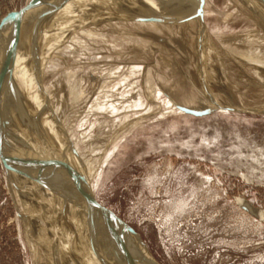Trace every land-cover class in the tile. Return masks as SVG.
<instances>
[{
    "label": "rangeland",
    "instance_id": "obj_1",
    "mask_svg": "<svg viewBox=\"0 0 264 264\" xmlns=\"http://www.w3.org/2000/svg\"><path fill=\"white\" fill-rule=\"evenodd\" d=\"M29 1L0 0V25L10 11H20ZM52 1L44 2L47 10L59 6ZM159 1L166 12L175 11L177 18H169L168 26L141 23L142 17L153 18L154 14L139 12L137 9L142 5L139 0H133L128 7L124 0L121 12L129 8L130 12L122 16L118 11L114 15L96 17V12L92 11L96 18L91 16L87 25L91 34L78 27L77 38L71 40L72 28L77 25L62 24L57 34L62 44L54 47L51 43L43 60L41 48L34 52L37 56L32 52L40 30H36L35 39L28 36L31 39L28 50L20 51V55L31 51L30 62L23 59L19 63L23 56H14L6 79L10 82H5L4 87L9 86L5 101L3 99L1 121L6 120L2 126L7 131L3 130L2 140L5 137L4 143L11 141L6 146L9 144L11 150L15 146L18 150L14 152L20 154L19 150L26 152L34 146L35 151L30 149L29 153L37 151L40 155L38 144L42 148L46 144L44 148L48 152L41 150L44 155H50L48 139L39 136V123L34 120L39 112L34 93L43 86L45 89L53 87L56 95L68 94L58 120L62 131V125L72 115L71 89L81 83L89 94L90 103H84L82 110L76 108L64 153L69 155V151H73V156L92 161L96 170L91 182L94 197L138 231L159 263L264 264V113L254 111L264 108V72L256 76L235 65L238 60L241 65L249 64L248 69L253 71L263 59L260 56L253 61L254 51L264 42V23L259 24L264 18L247 8V2L257 0ZM198 5H202L203 20L197 15ZM132 8L138 12H131ZM42 10L45 12V8ZM15 17L19 18V14ZM31 26H23L20 33L24 35ZM29 30L33 32V28ZM15 31L12 29L0 44ZM236 34L246 38L236 40L239 45L236 50L225 52L228 41L223 39ZM64 35H67L65 39ZM26 37L22 43L29 42ZM210 37L216 42L209 40ZM215 45L219 50L218 59H213L207 75H203L199 70V55L207 57ZM248 51L254 55L246 56ZM7 52L0 47L2 67ZM36 59L40 60L39 64ZM34 62L39 66L35 67ZM42 62L47 66L45 72ZM24 68L29 69L24 73L27 78L22 74ZM71 70L76 71L75 75L69 73ZM176 104L218 109L208 115L195 116L176 108ZM221 105L248 111L226 110L220 108ZM56 107L54 104L53 108ZM55 109L52 110L55 112ZM23 110H29V117ZM10 127L15 132L10 131ZM126 128L130 129L126 131ZM21 134L26 139L21 138ZM36 136L39 137L37 142ZM20 138L30 141L31 146L26 144L28 141L22 143ZM15 140L21 142L14 144ZM94 141L99 145L97 150L89 148ZM17 144H26L27 149ZM37 154H31L34 159L26 158V164L39 166ZM57 163L55 159L48 165L61 166ZM12 170L22 171L20 168ZM12 177L0 156V264H50L41 238L34 236L39 252H35L30 243V227L33 233L35 230L30 209L32 180L27 177L25 195L20 181ZM77 181H72L76 188H83ZM60 189L68 193L70 199L74 198L69 189ZM18 194L21 199L26 196V212L20 210ZM78 223L75 226L81 231H87L83 226L90 228L89 224ZM129 239L135 241L133 237ZM109 241L114 245L118 243ZM65 255V262L77 260L76 264H83L75 256Z\"/></svg>",
    "mask_w": 264,
    "mask_h": 264
},
{
    "label": "bare ground",
    "instance_id": "obj_2",
    "mask_svg": "<svg viewBox=\"0 0 264 264\" xmlns=\"http://www.w3.org/2000/svg\"><path fill=\"white\" fill-rule=\"evenodd\" d=\"M54 1H56L57 4H59L58 7L54 6L51 8V10H47L48 5H46V4H48L49 2H46V4L43 3V4H45L44 6H43V4H40L38 7L34 8L33 11L30 13V15H28V17H26L27 15L23 16V18H22V16L20 17L22 19L21 28L23 29V26L30 24V26L31 25L32 26L30 28H28V30L33 28V32L30 30L29 31L27 30L26 33H24L25 36L27 35V37H26L27 41H29L27 43H22L25 36L22 35V32L21 33L19 32L20 35L17 37L15 45L12 46L14 53H13L12 60L10 63V65H11L10 70L8 71L6 79H7L8 75L11 73L12 62H13L14 56H16L18 54L20 55V51L25 50V52H26V49H27L26 47L30 43V40L32 39V37L33 38L36 37V30L38 32L40 30V36L37 37L36 40L38 41V43L35 45L32 52L36 53V51H40V48H41V52H40L41 56L40 57H41V60H43V58H44L43 54L45 52L49 51V49H50L49 46L51 45V43H53L51 46H54V47H56V46L59 47L62 44L63 40L60 39L59 35L57 36V34L59 33L58 30L62 27V24L64 25V24L68 23V25H69L68 27H70L71 25H77V27L74 26L72 28V30H74V31H72L73 35H72L71 40H75V38H77L76 34L78 32V29H77L78 27L84 33H88V34L90 33L89 29H87V25L90 23L89 20H90L91 16L93 17V15L91 14L92 11L96 12V13H94V15H96V17L99 16L100 14H102V15L105 14V15H109V16L114 15L118 11L120 12V15L122 16L123 14H126V12L129 11V9H130L129 8L126 12H121V11H124L122 9V7L124 6V3H123L124 0H54ZM54 1H52V3H54ZM121 1L123 4L121 3ZM125 1H127V3H128L126 5L127 7H128V5L133 3V0H125ZM139 1H140L139 3L142 4L141 6L139 5L140 6L139 9H137V10H139V12H141L143 15L147 14V13L154 14V17L152 16L153 18H151V16L150 17H144V18L142 17V19L139 20L141 23H146V25L151 24L154 26L155 25L157 26L159 24H166L164 26H168V19L169 18H177L174 14L175 11L167 10V12L170 14V16H169L167 14V12L165 11L162 3L159 0H139ZM240 1L242 2V0H240ZM134 2H136V1H134ZM245 2H246V0H245ZM251 2L252 1L247 2L250 8L247 6L246 7L248 9H250L251 11L258 12L263 19L264 18V3H263L264 0H262L263 4L259 0L252 2V3ZM198 6H200L199 9H202L201 8L202 5H198ZM42 7H43V9L45 8L46 13L42 10ZM134 8H132L133 10L131 9V12H133V13L138 12V11H134ZM33 15H36V16L32 17ZM138 15H136V16H138ZM133 18H136V17H133ZM158 18H161L160 19L161 21L165 20V22L163 21L164 23H161L160 20H158ZM129 19H130V17H129ZM203 19H204V16H203L202 20ZM18 21H19V18H17V17L10 19L8 24L6 26H4V28L1 31L0 41L4 36H7V34H9V32L12 29L17 28L16 25H17ZM79 22H81V23H79ZM262 22L264 23V19H263V21L260 20L259 24ZM261 25H263V24H261ZM64 27L65 26H63V29H64ZM157 27H160V25ZM263 31H264V29H263ZM14 36H15V32H14ZM28 36H31L30 40H29ZM231 36L232 37L228 36V38L225 37V39H223L224 41H226V40L228 41L227 45H226L227 48L225 47L226 48L225 52H228V50H236L235 48H237L239 46L236 44V40H242V39L246 38L245 36H238L237 34H236V36H233V35H231ZM65 37H67V35H64V39H65ZM5 40H4L5 41L4 43L0 44V47H1V50L8 51L10 48V45H9L10 37L8 39H5ZM209 40L215 41V39H213L212 37H210ZM216 46L217 45H215L213 48H211V50H210L211 53L208 54L207 57L199 55V58L201 59V62L199 64L200 65L199 70H200V73H202L201 71L204 72L203 75H207V71L209 70L207 68H209V66H211V62H213V59H216V58L218 59L217 54H218L219 50L215 49ZM38 48H39V50H38ZM16 49H17V51H16ZM32 52L30 51V53H32ZM249 52H251V51H248L246 53V56ZM22 54L20 56H23V57L25 56V58H23V57L19 58L20 59L19 63H22L23 59H26L25 61H29L28 59H31L30 56L32 54L31 55H29V54L25 55L26 53L24 54V52H22ZM254 54H248V55H254L253 61H256L260 56L263 57V59L260 62L261 64L259 66H257L255 69H253V71L248 69L249 64L244 65V63H243L242 64L243 66H242L241 64L236 62L238 60L235 61V65L237 68H241V70L247 69V71L249 73L250 72L255 73L256 76H259V75H261L262 72H264V42L259 47V49L254 51ZM32 57H35V56H32ZM40 57H38V58L40 59ZM0 58H1V56H0ZM2 59H0V60H2ZM39 59H36L37 63H38V61L40 62ZM5 60L6 59L4 58V63H5ZM32 60H33V58H32ZM26 64H27V62H26ZM31 64L32 63H30V65ZM38 64H36V62H34L33 65L39 66ZM52 66H55V65H52ZM30 67H29V69H30ZM46 68H47V66H45V64H43V62H42V71L45 72L44 70H46ZM2 69H3L2 64H0V72L2 71ZM29 69L24 68V71L22 72V74L24 75V73L27 72V70H29ZM38 69H40V68L38 67ZM79 69H81V68H79ZM115 69H116V67H115ZM107 70H108V68H107ZM75 72L71 70V72H69V73H71L72 75H75L74 74ZM109 72H110V70H109ZM34 74H37V73H34ZM23 75H21V76H23ZM39 75H40V73H39ZM12 76L14 77L16 75L12 74ZM12 76H11V79H13ZM25 76H26V74L23 77H25ZM25 78H27V77H25ZM36 78H34V79L36 80ZM6 79L4 81L2 91H1V95H0V143L2 145L3 150L5 151L4 155L6 157H8L13 163H15L23 171V172L22 171H18V172L15 171L14 172L11 169V175L13 176L12 177L13 180H15L16 182L18 180L20 181L19 184L21 187L23 186V190H24L25 195H26L25 187L27 184V182H26L27 177L30 180H32L31 181L32 185H31L30 209H31V221L32 220L35 221V224H34L35 230L33 233L31 230L32 226L30 224L31 227H30V231H29V237H30L31 246L35 249V252L40 251L39 250L40 248L37 245V240H36L37 238H34V236L36 235V236H39L41 238V242L43 244V249L46 252V254L48 255V257L50 258V260H48V261H50V264H70V263L76 264V263H78L77 260L74 263L72 261H69L68 263L63 261L64 257H66L65 254H67V253L71 254L72 256H75L78 259V261L80 260L83 264H134L130 254H134V256H135L136 260H138L139 264H154L152 254L150 253L149 249L146 248L147 245L144 246L136 235H134L131 232H125L123 229V225H121L117 220H115V219L111 220L100 209H98L95 206H92L91 204H87L84 202V196L88 195V192L90 193V195L94 196L92 189H91L92 188L91 182H92V177L95 175L94 173L96 172V170H94L93 166L91 165L92 161L91 162H89V161L85 162L83 160V157H81L79 155L73 156V154H72L73 151H69V155L64 153V150H65L64 144H66V141L69 140L70 131L72 128L71 126L75 121L76 108L80 107V109H81V107L84 103L89 102V101H87L89 94L84 89L85 87L83 88V84L76 83V84H74V86L71 89L70 101H71V104L73 105V107H71L72 108V115H69L70 118L68 117L69 118L68 122L66 121L67 124H65L66 122L62 119L65 122L64 125H62L63 126L62 131L59 130L60 125L58 123L59 122L58 120H60L59 119V117H61L60 114L63 111V108L66 106L65 103L67 102V95L68 94L67 95L66 94L56 95L55 89L53 87H47V89H45L46 87L44 88L43 86L39 87V90L37 89L39 92L37 91L36 93H34L36 95L35 99L37 101V106H38V111H39L38 115L37 116L35 115L36 117L34 120L38 121L37 124L39 123V125L37 126V127H39L38 130L40 131V132H38L39 136L42 137L44 135L47 137L48 140L46 143H47L48 148H49L48 150L51 152V153L49 152L50 155H44L43 154L42 150H44L45 152L47 151L46 150L47 149L46 144L44 145V146H46L45 147L46 149L44 148V146L42 148V145L38 144V146L40 147V151H41L40 155H38L36 153L37 151L34 153L31 151L32 152L31 154H35V155L37 154V156H38L37 158L40 159L39 160V166H36L39 168H36L34 166L36 164L35 162H34L35 164H33V163L32 164H29V163L26 164L27 162H25V161H27L26 158H28V157L31 158V156L33 157V155H31L28 151L32 148L26 150V152L24 150H23V152H22V150H19V151H21V154L16 153L17 151L14 152L15 146H14V149H12L13 151L11 150V148H8L9 144H7V146H6V143H8V142L10 143L11 141L4 143L5 137L3 138L4 140H2V137L5 134V133L3 134V130H4V132L7 131V128L5 130V129H3V126H2V123L5 122L6 120L3 122L1 121L2 120L1 118L4 115L3 114V112H4L3 99L5 101L6 87L9 86V85H6V87H4L5 82H7ZM17 81H19V80H17ZM243 81H244V79H243ZM245 81H247V79H245ZM9 82L10 81H8L7 83L9 84ZM22 82H23V79H22ZM37 83H38V81H37ZM25 84H27V83H25ZM233 86H235V85H233ZM8 88H10V87H8ZM24 90H26V89H24ZM31 90L33 91V89H31ZM214 100H212V101L214 102ZM30 101H32V100H30ZM212 101L210 103H212ZM54 104H56V106H57L56 109L53 108ZM68 104H69V102H68ZM212 104H217V102L212 103ZM27 105L28 104H26V106ZM179 106H181V104L175 105L176 108H178ZM227 106H231V105H227ZM90 107H92V106H90ZM215 107L216 106H214V107L209 106L206 108H212L215 111L218 109ZM231 107H234V106H231ZM52 109H55V112ZM238 109H241V108H238ZM49 110H50V112H49ZM242 110H246V109L242 108ZM249 110H254V109H249ZM254 111L258 112V113L259 112L264 113V108L263 109H255ZM12 112H14V110ZM25 112H26V114H28L29 110H25L24 113ZM70 112H71V110H70ZM65 113H67V112H65ZM62 114H63V112H62ZM29 115L30 114H28V117H29ZM6 116H7V114L5 115V117ZM64 117L67 118V116H65V115H64ZM9 118H11V117L9 116ZM9 118H7V119L9 120ZM66 118H64V119L66 120ZM23 124H25V122ZM37 124H35V126ZM11 125L13 126V124H11ZM7 127H8V124H7ZM13 127H15V125ZM12 129L15 132L14 128H11L10 131ZM129 129L130 128H126V131H128ZM34 132H35V130H34ZM34 132H33V134H34ZM73 132H75V131H73ZM22 134H21V138L23 137ZM13 137H14V135H13ZM84 137H86V136H84ZM21 138L18 140H22ZM37 138L39 139V137H37V136L35 137L36 142H37ZM13 139L14 138H12V140ZM24 139H26V138H24ZM27 139H28V137H27ZM28 140H22V143H24V141L27 142ZM84 140H86V139H84ZM15 141H14V144L21 142V141H19V142H17V141L15 142ZM70 141H69V143L71 145ZM29 142L30 141H28V143H26V144L30 145L31 142L30 143ZM96 143L94 141V143H92V144L90 143L91 145L88 144V145H90L89 148L93 149V150H95L96 148L98 149L99 145H97ZM101 143H102V141H100V144ZM26 144L25 145L23 144V146L25 148L27 147ZM17 145H21V144H17ZM21 146H19V147H21ZM23 146H22V148H24ZM30 146H28V147H30ZM38 146H36V147L39 150ZM77 148H79V147H77ZM77 148H76V150H77ZM33 149H34V146H33ZM87 149H86V152L88 151ZM15 150H18V148ZM33 151H35V150H33ZM65 152H66V150H65ZM35 158H36V156H35ZM31 159H34V158H31ZM55 159H56V163L58 162L61 165V166H57L56 167L57 169L52 168L53 166H51V165H48L49 162H51V160H55ZM28 162H30V161H28ZM44 163H46L47 165H45ZM52 165L55 166L56 164H52ZM42 168L45 170L44 172H42V170H40V171L38 170V169H42ZM31 175H34V177H32ZM37 179L43 180L44 182L49 184L51 187H49V186L46 187V186L40 184V181H38ZM72 181H77L78 183L81 182V185L84 189L76 188V186H75L76 183H73ZM81 185H78V186H81ZM59 186H60V188L65 187V189H67V191L69 189V192H71L73 194L71 197H74V198L70 199L68 197V193H65L64 191H60L61 189L59 188ZM17 197H18V200L20 201L18 203L20 206V210L23 209L26 212V196L24 199H21L19 194H18ZM54 216H55V219H52V221H51V218H53ZM53 220H55V223H53L54 222ZM77 221L83 222L82 224H84V223L89 224L91 229L83 226L84 229L87 230L86 232L89 233L88 235H85L86 232L79 230V228H77L75 226L76 224H79ZM78 231L82 232V233H79ZM130 237H133L135 239V241L132 242L129 239ZM109 239H112V240H115L116 242H118V243H116L117 245H114L113 243H111L109 241ZM79 243H82L83 245L80 246V245H78ZM124 243H125V245L128 246V248L130 250V254L126 250V247H124ZM36 260H37V258H36ZM37 262H38V260H37ZM40 264H41V262H40Z\"/></svg>",
    "mask_w": 264,
    "mask_h": 264
},
{
    "label": "water",
    "instance_id": "obj_3",
    "mask_svg": "<svg viewBox=\"0 0 264 264\" xmlns=\"http://www.w3.org/2000/svg\"><path fill=\"white\" fill-rule=\"evenodd\" d=\"M48 1H50V0H48ZM44 2H46V0H30L29 3L25 7H23V9L22 8L20 9V11L19 10L10 11L5 16V18H3L2 22H1L0 35H1L2 29L4 28V26H6L8 24L10 19L14 18L16 16V14L17 15L19 14V21H18V23L16 25L17 28H15V30H16L15 31V36L13 35V36L10 37V40H9L10 48L8 50L7 57H6L3 69L0 72V95H1V91H2V87H3L4 81L6 79V76L8 74V71L10 70V66H11L10 63H11L12 56H13V53H14V51L12 49V46L15 45L17 37L19 36L20 28L22 26V19L20 17L22 16V18H23V16H25V15H27L26 17H28V15H30V13L33 11L34 8L38 7L40 4H43ZM197 15L200 18H203L202 9L198 10ZM221 107L223 109H226V110L248 111V110H242V109H238V108L227 106V105H221ZM178 108L181 111L185 112V113H188V114H191V115H195V116L208 115V114H210L211 112L214 111V109H212V108L197 109V108H192V107H188V106H185V105H181ZM4 153H5V151L3 150L2 145L0 143V156L2 158V161H3L4 165H5V167L7 169H9V170H11V169L19 170V167L15 163H13L8 157H6L4 155ZM31 176L34 177V175H31ZM37 180L40 181V184H42V185H44L46 187H48V186L51 187L49 184H47L43 180H41V179H37ZM77 188H80V187H77ZM82 189H84V188H82ZM84 202L87 203V204H91L92 206L97 207L102 212H104V214H106L111 220H114V219L117 220L121 225H123V229H124L125 232L133 233L134 235H136L139 238V240L142 242V244L144 246L146 245V243L143 240V238L141 237V235L138 233V231L133 226H131L129 223H127L122 217H120L111 208H109L106 205H104L103 203H101L98 199H96V197L90 195L89 192H88V195L84 196ZM124 247H126V250L130 254V250H129L128 246L125 245V243H124ZM146 248L148 249V246ZM130 256L132 257V260H133L134 264H139L138 260H136V258L134 256V254H130ZM152 257H153V255H152ZM153 260H154V264H161L154 257H153Z\"/></svg>",
    "mask_w": 264,
    "mask_h": 264
}]
</instances>
